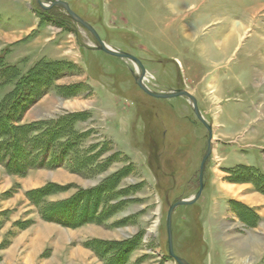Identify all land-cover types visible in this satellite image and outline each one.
<instances>
[{
  "label": "rangeland",
  "instance_id": "374dc122",
  "mask_svg": "<svg viewBox=\"0 0 264 264\" xmlns=\"http://www.w3.org/2000/svg\"><path fill=\"white\" fill-rule=\"evenodd\" d=\"M29 1L40 20L23 40L46 26L50 47L73 37L81 55L14 63L21 40L0 46V102L18 90L14 124H57L46 156L67 149L56 168L19 173L0 163V264H178L167 212L199 190L207 128L187 98L147 95L131 61L95 50L73 20L58 23L63 10L50 20ZM65 1L107 45L141 59L150 89L190 91L213 125L203 198L174 210L175 253L190 264H264V0ZM220 175L235 184L224 185L227 225L216 218L223 205L209 209Z\"/></svg>",
  "mask_w": 264,
  "mask_h": 264
},
{
  "label": "crops",
  "instance_id": "0c3cea01",
  "mask_svg": "<svg viewBox=\"0 0 264 264\" xmlns=\"http://www.w3.org/2000/svg\"><path fill=\"white\" fill-rule=\"evenodd\" d=\"M29 0H0V19L3 23L0 25V46L4 47L6 44L16 43L17 41L21 40L19 43H23V47L19 50L18 48H13V52L15 55L11 58L8 56V59H12L14 63L18 61H22V59L32 60L33 62L38 59L42 58H60L65 57L70 60H74L79 62L80 58V49L79 46L75 42L72 37V41H64L60 39L61 44H55L54 48L50 47L52 45V40L47 37V27L39 28L40 33L35 38L30 40H23L26 36L30 34L32 30L38 28L39 25V18L36 16V13L31 10L29 6H27ZM30 2V1H29ZM62 37V36H61ZM69 47V48H68ZM70 49V50H69ZM96 50V49H95ZM70 52V53H69ZM62 54H65L63 56ZM21 63V62H20ZM32 63V62H31ZM30 63V64H31ZM223 174V172H222ZM222 175L219 176V183L217 185V189L215 191V195H220V198L217 197L218 201L216 202V197H212L211 206L209 209L213 212V214H217V209L223 205L222 209L223 212L220 216L216 218L218 220L224 221L225 224H229V218L234 215V211L230 207L228 200L232 199L230 191H227L224 187L225 184H232L228 181L221 180ZM204 192V190H203ZM202 192V198H203ZM232 192H235L232 191ZM251 195H255L258 197L257 192H252ZM264 198V197H263ZM219 202H222L219 205ZM208 207V206H207ZM208 209V210H209ZM260 215L262 216V220H264V209L260 211ZM216 216V215H215ZM208 217V216H206ZM208 226V230L211 229ZM224 225L223 228L226 226ZM206 231V234L208 232ZM211 230L208 232L210 233ZM223 232V230H222ZM261 239V238H260ZM264 239V237H262ZM225 242V241H224Z\"/></svg>",
  "mask_w": 264,
  "mask_h": 264
},
{
  "label": "trees",
  "instance_id": "16d2710c",
  "mask_svg": "<svg viewBox=\"0 0 264 264\" xmlns=\"http://www.w3.org/2000/svg\"><path fill=\"white\" fill-rule=\"evenodd\" d=\"M40 8H41V11L39 12L40 15L46 17L47 19L53 20L55 16H53L54 13L52 11L59 7L44 9L43 7L40 6ZM56 18L55 19L58 23L65 26H67L68 22L72 20L68 15H62V14L56 16ZM1 61L2 60L0 58V69L2 70L4 66L1 63ZM8 69L10 68L5 69L4 73H6ZM6 82H7L6 80L5 81L3 80L2 83H6ZM20 83L18 84L20 85ZM18 84L16 86H18L19 88ZM15 90L16 88L13 90L12 93L5 95L2 98V102H0V163L4 164L9 171L19 172V173L25 172L30 168H43V167L56 168L60 166L64 161V154L66 153L67 150L66 147L63 146L64 144L59 145L61 148H59L60 150L57 156H55L54 158L52 157L53 155L49 157L46 156L47 154L50 153L51 145L54 144L53 142H56L58 141V139H60L57 136V131H56L58 130V128H56L57 124L53 126L54 128H51L48 125H43L46 126L44 128L43 127L38 128L37 126L39 125V123L36 122H33L27 126L15 125L14 118L16 119L18 117H16L14 109L16 108L17 111L19 109V105L17 104L15 108L14 106L11 107V101L17 98L15 97L16 96L15 93L18 90L16 91ZM42 124L45 123L42 122ZM42 137L44 138V140H42ZM40 151L44 155L41 158V160L38 161L34 155L37 152L40 153ZM90 218L91 217H87L84 221H88L90 220Z\"/></svg>",
  "mask_w": 264,
  "mask_h": 264
},
{
  "label": "water",
  "instance_id": "95a60500",
  "mask_svg": "<svg viewBox=\"0 0 264 264\" xmlns=\"http://www.w3.org/2000/svg\"><path fill=\"white\" fill-rule=\"evenodd\" d=\"M38 4L43 7L44 9H51L54 7H59L62 9L74 22L78 23L82 27H84L95 39L96 45L95 49L99 51H103L109 55L121 58V59H126L131 61L138 70L137 75L133 72L135 82L139 86V88L146 93L149 96H152L154 98H164V99H169L177 96H183L187 98L192 106V109L196 115V117L205 125V127L208 130V143H207V148L204 153L203 159L201 161L200 165V173H199V190L197 193L189 198V199H181L173 204L170 205L169 210L167 212V217H166V228H167V236H168V253L171 258H173L178 264H190L185 258L177 255L174 250V243H173V214L174 210L176 207L180 205H191L195 202H197L204 190L205 183H204V172H205V167L206 163L208 161L209 156L212 153L213 147H214V133H213V125L208 123L200 108H199V103L198 99L194 94H192L190 91L183 89V88H178V89H172L170 91H155L150 89L146 83L144 82V79L146 77L147 70L141 61L140 58L137 56L133 55L132 53L123 51L120 48H114L112 46L107 45L104 40L101 38L100 34L98 31L95 29V27L86 19L81 17L78 13H76L70 6V3L65 0H49V4H44L42 0H37Z\"/></svg>",
  "mask_w": 264,
  "mask_h": 264
},
{
  "label": "bare ground",
  "instance_id": "6f19581e",
  "mask_svg": "<svg viewBox=\"0 0 264 264\" xmlns=\"http://www.w3.org/2000/svg\"><path fill=\"white\" fill-rule=\"evenodd\" d=\"M200 25H201V24L199 23V26H200ZM224 27H225V26H224ZM195 28H196V27H195ZM197 29H199V28H197ZM239 30H241V29H240V28H236L235 31H234V32H236L235 34H237ZM225 54H226V53H225ZM224 56H225V55H224ZM227 56H228V55H227ZM225 235H227V237H230L228 234H225ZM229 241H230V242H236V241H234V239H229ZM245 263H248L247 260L244 261V264H245Z\"/></svg>",
  "mask_w": 264,
  "mask_h": 264
}]
</instances>
